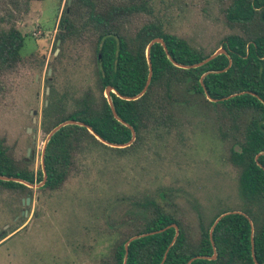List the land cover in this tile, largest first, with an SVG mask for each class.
I'll return each mask as SVG.
<instances>
[{
  "label": "trees",
  "instance_id": "obj_1",
  "mask_svg": "<svg viewBox=\"0 0 264 264\" xmlns=\"http://www.w3.org/2000/svg\"><path fill=\"white\" fill-rule=\"evenodd\" d=\"M32 1L41 0H0V92L3 80L22 63L19 50L25 35L16 20L28 12ZM153 1L65 0L57 19L54 58L73 48L79 54L85 51L93 80L77 93L67 90L58 95L48 78L41 131L47 134L57 123L73 119L107 142H127L129 128L113 118L103 96L110 86L119 95L109 91L113 109L132 127L134 139L121 148L109 147L85 126H61L46 142V178L38 189L60 188L78 169L80 156L96 145L117 155L129 153L170 134L181 135L195 113L206 110L225 146L224 161L234 172V187L209 194L207 203L192 198L194 223L165 209L156 199L165 195L164 190H144L128 197L123 218L112 230L115 238L109 252L97 264H122L128 237L161 228L129 241L124 264H185L195 256H211V242L213 259L197 257L188 264H264V0H219L229 29L220 39L225 53L194 67L190 65L213 49L204 51L165 31ZM154 37L162 39L166 52L157 42L150 45L151 75L145 91L135 99L121 98L134 96L143 87L148 71L145 48ZM32 165V147L26 155L15 141L0 134V175L38 183L40 163L35 170ZM2 192L32 198V188L15 181L0 180ZM227 211L237 212L220 217L209 237L213 220ZM170 223L178 229L171 244L174 228L165 227ZM6 235L0 230V240Z\"/></svg>",
  "mask_w": 264,
  "mask_h": 264
},
{
  "label": "rangeland",
  "instance_id": "obj_2",
  "mask_svg": "<svg viewBox=\"0 0 264 264\" xmlns=\"http://www.w3.org/2000/svg\"><path fill=\"white\" fill-rule=\"evenodd\" d=\"M64 2L32 1L28 12L16 20L25 35L19 50L22 63L3 80L0 92V134L25 153L28 149V155L33 148L34 170L46 136L40 117L48 78L58 95L67 90L77 93L93 80L85 51L80 55L73 48L54 58L58 53L54 35ZM222 9L219 0L153 1L165 31L204 51L218 48L229 32ZM211 117L198 110L181 135L170 134L122 155L96 145L80 156L78 169L60 188L31 187L27 204L21 202L24 198L0 193V230L7 233L0 240V264H97L109 252L115 238L112 230L123 218L128 197L144 190H164L165 195L156 199L165 209L194 223L192 198L207 203L209 194L235 185Z\"/></svg>",
  "mask_w": 264,
  "mask_h": 264
},
{
  "label": "water",
  "instance_id": "obj_3",
  "mask_svg": "<svg viewBox=\"0 0 264 264\" xmlns=\"http://www.w3.org/2000/svg\"><path fill=\"white\" fill-rule=\"evenodd\" d=\"M67 2H69V0H67ZM155 42L159 43V44L162 46L163 50L166 52L165 45H164V43H163V41H162L161 38H159V37H154V38H152V39L149 40V42L147 43L146 48H145V58H146V63H147L148 71H147V75H146V79H145L144 85H143V87L141 88V90H140L136 95H134V96H129V97H128V96H121V95H120L121 98H124V99H126V100H129V99H135V98H137L138 96H140V95L145 91V89H146V87H147V85H148V83H149V79H150V75H151L148 51H149V47H150V45H151L152 43H155ZM57 43H58V40L56 41V44H57ZM56 51H57V49L54 50V53H55ZM221 53H225V51H224V49L222 48V46L220 45L218 48H216L215 50H213V52L210 53L208 56H206L204 59H202L201 61H199V62H197V63H195V64H192V65H190V66L194 67V66H197V65H201V64L205 63L206 61L210 60V59H211L212 57H214L215 55H217V54H221ZM174 64H175L176 66H178V67H182V68L189 67V66H187V65H181V64H177V63H174ZM228 65H229V60H228ZM228 65H227V66H228ZM227 66H226V67H227ZM49 72H50V69L48 68L47 71H46V73L49 74ZM47 82L49 83L50 81L48 80ZM47 91H48V87H45V94L47 93ZM109 91L115 93V91H114L110 86H106V87L104 88V90H103V96H104L105 99H106V102H107V104H108V106H109V109H110V112H111L113 118H115L117 121H119L120 123H122L123 125H125V126H127V127L129 128V130H130V138H129V140H128L127 142H125V143H121V144L107 142V141L103 140L102 138H100L96 133H94V132L92 131V129H91L89 126L85 125L84 123H82V122H80V121H75V120H73V119H66V120H63V121L57 123L55 126H53V127L48 131V133H47L46 136H45V139H44V141H43V144H42V147H41V150H40V159H39V160H40V167H41V171H42V178H41V180H40L38 183H28V182L22 181L21 179H18V178H16V177L5 176V175H0V180H10V181H15V182L22 183V184H24V185H26V186H28V187H36V188L40 187V186L44 183L45 178H46V174H45L44 167H43V152H44V148H45L46 142H47L48 138L51 136L52 133H54L58 128H60V127L63 126V125H66V124H77V125H80V126H85L86 129H87V130H88V131H89V132L95 137V139H97L99 142H101L102 144L107 145V146H109V147L121 148V147H124V146L129 145V144L133 141V139H134V131H133L132 127H130L128 124L124 123L121 119H119V118L117 117V115H116V113H115V111H114V109H113V106H112V104H111V101H110ZM115 94H116L117 96H119L117 93H115ZM231 95H233V94H231ZM206 98H207L209 101H214V99L209 98V97H207V96H206ZM44 104H46V100H44ZM33 113H35V111H33ZM31 120H32V122H34V120H35L34 116H32V119H31ZM29 131H30V128H29V127H26V132H29ZM25 154L28 155V149L26 150V153H25ZM28 201H29V197H25L23 200H21V202H24V204H27ZM231 212H237V211H227V212L220 213V214H219V215L213 220L211 226L209 227V231H208L209 237H210V234H211L212 227H213L214 224L218 221V219H219L220 217H222L223 215H225V214H227V213H231ZM26 213H27V210H26V209H22V210H21V214L26 215ZM5 226H6V225H4L3 228H4ZM165 227H173V228H174V235H173V238H172V240H171V242H170V244H171L172 241L174 240L175 236L177 235V232H178L177 226H176L174 223H170L169 225H167V226H165ZM160 230H162V228H161V229H158V230H156V231H151V232L141 233V234H134V235L128 237L127 240L124 242V245H123V246H124V256H123L122 264L125 263L124 261H125L126 252H127V244H128L129 241H131V240H133V239H135V238H137V237H139V236L146 235V234H151V233H154V232H158V231H160ZM170 244H169V245H170ZM211 247H212V255H211V256H209V257H207V256H195V257H192V258L188 259V260L186 261L185 264H188L192 259L197 258V257L213 259V258L215 257V249H214V246H213L212 242H211ZM164 253H165V252H164ZM163 258H164V255H163L162 259H163Z\"/></svg>",
  "mask_w": 264,
  "mask_h": 264
}]
</instances>
